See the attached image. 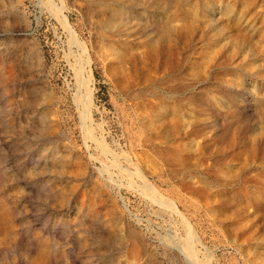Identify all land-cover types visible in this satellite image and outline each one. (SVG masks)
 Returning <instances> with one entry per match:
<instances>
[{"label": "rangeland", "instance_id": "374dc122", "mask_svg": "<svg viewBox=\"0 0 264 264\" xmlns=\"http://www.w3.org/2000/svg\"><path fill=\"white\" fill-rule=\"evenodd\" d=\"M0 264H264V0H0Z\"/></svg>", "mask_w": 264, "mask_h": 264}, {"label": "bare ground", "instance_id": "6f19581e", "mask_svg": "<svg viewBox=\"0 0 264 264\" xmlns=\"http://www.w3.org/2000/svg\"><path fill=\"white\" fill-rule=\"evenodd\" d=\"M65 20V19H64Z\"/></svg>", "mask_w": 264, "mask_h": 264}]
</instances>
